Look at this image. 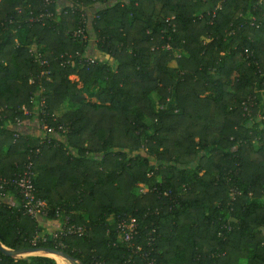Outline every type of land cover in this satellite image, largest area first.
Listing matches in <instances>:
<instances>
[{
    "label": "trees",
    "instance_id": "obj_1",
    "mask_svg": "<svg viewBox=\"0 0 264 264\" xmlns=\"http://www.w3.org/2000/svg\"><path fill=\"white\" fill-rule=\"evenodd\" d=\"M59 2L0 0V178L32 161L49 218L60 212L91 231L65 247L31 245L42 229L11 188L0 202L1 242L60 249L81 264L116 261L126 249L108 245L107 229L132 215L145 235L155 228L157 264H264V2ZM47 7L53 16L39 20ZM83 7L93 41L73 36ZM87 49L97 64L77 60ZM43 123L54 130L44 133ZM138 183L149 190L137 193ZM234 185L243 193L222 239ZM169 189L173 198L162 195ZM0 256L2 264H58Z\"/></svg>",
    "mask_w": 264,
    "mask_h": 264
},
{
    "label": "built area",
    "instance_id": "obj_2",
    "mask_svg": "<svg viewBox=\"0 0 264 264\" xmlns=\"http://www.w3.org/2000/svg\"><path fill=\"white\" fill-rule=\"evenodd\" d=\"M46 4H50L53 0H43ZM264 0H258V3H262ZM83 8H80L81 12V26L78 29L73 31V36L75 38L80 39L81 41H90L91 35L87 33V25L89 24V10L87 12L83 11ZM216 13H213L215 16ZM52 17L53 12L47 7L39 16V20L41 17ZM94 17H98L97 14H94ZM35 20V18H32ZM251 26L257 25L255 19L252 18L249 21ZM240 28L244 27L242 23ZM175 30V29H174ZM165 48H170V46H166ZM35 52V60L39 63L40 67H42L41 75L47 77V80H50V70L48 69L50 63L49 61L42 56L39 51L34 50ZM77 60L80 62H84L89 65H95L98 63L99 59L94 56L89 49L83 52H76ZM179 54H177L178 56ZM72 56L69 55V58L66 60V63H72ZM30 82H34L33 79H30ZM34 101L35 99L32 98ZM244 110L250 113L249 102H242ZM44 107V101H41L39 104V108ZM24 113H28L26 107L23 106ZM16 122L19 125H23L20 118H16ZM42 128L45 132H51L54 128H49L43 123ZM59 129L64 132L65 129H62L60 126ZM45 135V134H44ZM15 137H19V133H15ZM44 137V136H43ZM44 140H41L43 142ZM35 176L36 173L33 170V162L28 161L25 163L24 167L18 171L11 178H0V202L9 201L10 193L7 192L8 189L14 188L16 193L20 197L19 201V210L24 214L30 216L35 219L37 222L41 218H49L50 208L47 202L38 196L37 188L35 185ZM149 190V187L144 183H138L137 185V193H145ZM243 190L237 186H231L228 190V201H227V209L228 215L221 222V226L217 231V236L222 239H226L228 233H230L233 228V220H234V209L233 203L237 200V198L242 195ZM162 195L166 197L173 198V194L171 190L162 191ZM156 212L159 210L156 209ZM147 216V214H145ZM55 219L60 220L59 224L56 228L52 229L49 232H37L31 239V245L37 246L40 243H46L52 241L56 246L65 247V240L68 237L78 236L85 237L88 236L91 227L87 224L75 223L70 220L68 216L62 217L60 212L56 213ZM142 221L137 216H119L117 220L114 221V227L112 229L108 228L106 232V236L108 238V245L114 247H120L121 245L125 247L126 251L122 255V258L116 261H108L105 258H95L93 264H138V261L143 262L144 264H157L156 257L154 255L155 247V228H152L150 232L145 235L143 229L141 228ZM0 264H2V257L0 256Z\"/></svg>",
    "mask_w": 264,
    "mask_h": 264
},
{
    "label": "water",
    "instance_id": "obj_3",
    "mask_svg": "<svg viewBox=\"0 0 264 264\" xmlns=\"http://www.w3.org/2000/svg\"><path fill=\"white\" fill-rule=\"evenodd\" d=\"M0 252L8 257L13 258H22L28 256H46L51 257V254H56L60 257H63L66 261L70 264H81L77 259L68 255L64 251L56 248H49V247H30V248H23V249H11L4 245L0 240Z\"/></svg>",
    "mask_w": 264,
    "mask_h": 264
},
{
    "label": "crops",
    "instance_id": "obj_4",
    "mask_svg": "<svg viewBox=\"0 0 264 264\" xmlns=\"http://www.w3.org/2000/svg\"><path fill=\"white\" fill-rule=\"evenodd\" d=\"M61 2H59L60 4L62 3L63 0H60ZM93 41V40H92ZM18 129L21 130L22 132L23 131H30L31 130V127L30 126H24V125H20L18 126ZM12 195L10 194L9 196V201L11 199ZM59 221L58 219H50V218H41L39 219L38 221V224H39V227L42 229L43 232H49L51 231L52 229L56 228L59 224Z\"/></svg>",
    "mask_w": 264,
    "mask_h": 264
},
{
    "label": "rangeland",
    "instance_id": "obj_5",
    "mask_svg": "<svg viewBox=\"0 0 264 264\" xmlns=\"http://www.w3.org/2000/svg\"><path fill=\"white\" fill-rule=\"evenodd\" d=\"M177 54H179V52H176V55H177ZM70 78H71V79H74V80H77V79H78V77H77L76 75H71ZM79 86H80V84H79ZM152 98H153V100H154L155 102H157L159 97H158L155 93H153V94H152ZM147 122L150 123V120H147ZM51 256H52V255H51ZM52 257H53V259L56 260V262H57L58 264H70V263H69L68 261H66L64 258H56L55 256H52Z\"/></svg>",
    "mask_w": 264,
    "mask_h": 264
},
{
    "label": "bare ground",
    "instance_id": "obj_6",
    "mask_svg": "<svg viewBox=\"0 0 264 264\" xmlns=\"http://www.w3.org/2000/svg\"><path fill=\"white\" fill-rule=\"evenodd\" d=\"M52 256H55L56 258H63V257H60V256H58V255H56V254H51Z\"/></svg>",
    "mask_w": 264,
    "mask_h": 264
}]
</instances>
